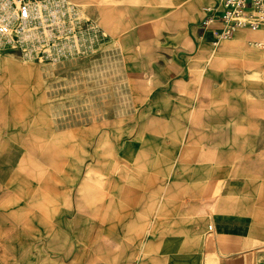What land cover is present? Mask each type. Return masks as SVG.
<instances>
[{
    "label": "rangeland",
    "instance_id": "obj_1",
    "mask_svg": "<svg viewBox=\"0 0 264 264\" xmlns=\"http://www.w3.org/2000/svg\"><path fill=\"white\" fill-rule=\"evenodd\" d=\"M212 2L193 11L171 0H64L52 45L41 36L29 47L14 31L0 46V264H183L167 248L175 225L154 224L147 208L142 224L136 159L164 63L178 60ZM9 5L23 19L18 0ZM182 9L187 26H171ZM180 237V251L195 250Z\"/></svg>",
    "mask_w": 264,
    "mask_h": 264
},
{
    "label": "crops",
    "instance_id": "obj_2",
    "mask_svg": "<svg viewBox=\"0 0 264 264\" xmlns=\"http://www.w3.org/2000/svg\"><path fill=\"white\" fill-rule=\"evenodd\" d=\"M171 1L193 11L203 3ZM175 4L149 17L161 18ZM183 11L169 17L171 26H187ZM188 37V46L175 49L178 60L164 63L160 87L152 92L149 110L156 115L136 159L142 161V193L148 192L142 224H150L146 208L157 209L154 224L191 235L192 252L179 250L189 247L180 236L167 243L179 263L264 264V46L248 43L264 42V29L237 28L215 42V28L199 23ZM79 170L71 172L74 179Z\"/></svg>",
    "mask_w": 264,
    "mask_h": 264
},
{
    "label": "bare ground",
    "instance_id": "obj_3",
    "mask_svg": "<svg viewBox=\"0 0 264 264\" xmlns=\"http://www.w3.org/2000/svg\"><path fill=\"white\" fill-rule=\"evenodd\" d=\"M63 1L32 0L29 16L21 20H17L16 12L11 9L9 0L0 1V46L14 43V31L17 32L21 42L29 47L41 36H45L49 45H52L56 26L61 27L64 22L62 13H65V10L61 5ZM32 53V50L24 49L22 57L28 60Z\"/></svg>",
    "mask_w": 264,
    "mask_h": 264
},
{
    "label": "built area",
    "instance_id": "obj_4",
    "mask_svg": "<svg viewBox=\"0 0 264 264\" xmlns=\"http://www.w3.org/2000/svg\"><path fill=\"white\" fill-rule=\"evenodd\" d=\"M18 4L21 17L27 18L30 4L27 0H18ZM201 25L215 28V42L231 37L237 28L264 29V0H215L207 6ZM248 43L264 46L261 40Z\"/></svg>",
    "mask_w": 264,
    "mask_h": 264
}]
</instances>
